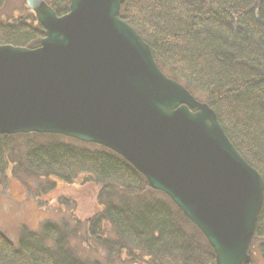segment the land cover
I'll list each match as a JSON object with an SVG mask.
<instances>
[{"label": "water", "instance_id": "1", "mask_svg": "<svg viewBox=\"0 0 264 264\" xmlns=\"http://www.w3.org/2000/svg\"><path fill=\"white\" fill-rule=\"evenodd\" d=\"M124 0H69L57 15L26 0L45 36L0 45V134H56L122 156L166 194L213 249L216 264H250L264 179L213 108L158 66L120 16Z\"/></svg>", "mask_w": 264, "mask_h": 264}, {"label": "trees", "instance_id": "2", "mask_svg": "<svg viewBox=\"0 0 264 264\" xmlns=\"http://www.w3.org/2000/svg\"><path fill=\"white\" fill-rule=\"evenodd\" d=\"M45 1L57 15L69 10V0ZM5 3L0 0V9ZM119 16L149 44L166 75L213 108L234 147L264 179V0H124ZM44 36L28 7L16 19H0V45L34 48ZM61 137L0 134V176L12 169L96 184L99 206L86 230L109 257L216 264L200 230L132 164L101 145ZM69 239L65 226L50 221L38 231L22 228L15 243L0 231V264H103L76 255ZM252 245L264 264V199Z\"/></svg>", "mask_w": 264, "mask_h": 264}, {"label": "rangeland", "instance_id": "3", "mask_svg": "<svg viewBox=\"0 0 264 264\" xmlns=\"http://www.w3.org/2000/svg\"><path fill=\"white\" fill-rule=\"evenodd\" d=\"M26 7V0H6L0 19H16ZM98 189L85 178L64 182L9 169L0 176V231L15 243L22 228L38 231L43 222L50 221L67 228L70 245L81 258L98 259L103 264H141V257L135 259L127 253L107 256L87 235V220L99 206ZM249 252L251 264H262L253 245Z\"/></svg>", "mask_w": 264, "mask_h": 264}, {"label": "clouds", "instance_id": "4", "mask_svg": "<svg viewBox=\"0 0 264 264\" xmlns=\"http://www.w3.org/2000/svg\"><path fill=\"white\" fill-rule=\"evenodd\" d=\"M51 243V242H50Z\"/></svg>", "mask_w": 264, "mask_h": 264}]
</instances>
